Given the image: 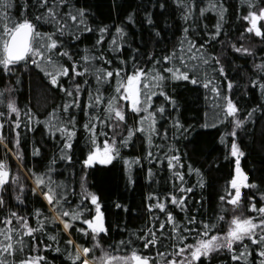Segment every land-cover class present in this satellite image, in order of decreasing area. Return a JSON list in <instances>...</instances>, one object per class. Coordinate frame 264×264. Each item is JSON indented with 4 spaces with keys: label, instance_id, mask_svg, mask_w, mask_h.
Segmentation results:
<instances>
[{
    "label": "snow or ice",
    "instance_id": "snow-or-ice-1",
    "mask_svg": "<svg viewBox=\"0 0 264 264\" xmlns=\"http://www.w3.org/2000/svg\"><path fill=\"white\" fill-rule=\"evenodd\" d=\"M172 3L184 22L182 38L177 42L178 47L157 54L133 48L123 26H116L113 31L110 25L94 23L95 13L87 0L84 4L79 0H0V70L5 74H16L17 65L23 64L25 70L35 66L49 81V87L62 94L61 104L53 107L41 120L31 108H20L15 98L18 89L14 85L0 89V108L4 109L0 110V144L5 148L4 156L0 158V264H54L42 254L48 250L60 253L68 264H264V189L255 181L250 183L249 174L241 167V158L246 153L238 136V130L256 122V113H261L260 118L264 119V59L256 63L255 49L231 42L228 47L232 51L252 57L255 69L254 73H245L247 84L237 85L226 68V64L231 65V58L222 59L221 55L208 51L216 43L224 47L225 42L218 39L228 11L224 0H205L200 7L197 0H172ZM167 4L168 0H156L150 7L167 11ZM239 6L247 8L246 15L237 17L249 22L245 33L254 34L264 42V30L259 26V22L264 21V3L261 0H239ZM208 11L214 12L217 20L211 28L202 24V29L206 30L202 38L201 33L193 29ZM135 16L133 11L126 19L135 24ZM144 19L155 37L163 39L153 13L148 9L144 11ZM164 25L170 27L167 19ZM46 27L49 30H43ZM85 34H94L95 39L91 45L81 47L78 42ZM243 36L241 33V39ZM125 48L129 50L127 58ZM149 64L151 67H147ZM16 75L18 85L21 80L19 74ZM176 82H188L209 90L216 121L230 129L221 136L220 142L229 148L225 159L235 157V176L229 182L227 197H219L218 211L207 219L204 218L207 214H202V194L198 206L186 203L192 199L189 194L194 189L203 190L208 186L202 170L190 164L185 170L182 151L175 143L163 153V159L152 150L161 147L155 144L154 138L168 140L171 131V140L177 141L190 135L198 126L186 125L177 115L171 117V130L158 127V121L168 116L167 107L179 108L176 97L170 94L175 91L170 85ZM234 85L245 96L250 89L258 90L262 100L244 110L243 117L239 115L242 112L239 101L233 96ZM156 96L162 97L163 102L154 107L153 97ZM80 112L86 118L82 124L77 121ZM22 113L26 120L20 118ZM5 124L15 133L11 140L15 151L8 148ZM40 124L52 139L59 134L61 142L59 156L53 157L44 172L29 170L35 177L31 194L41 195L47 204L45 208H34L30 213L17 212L5 207L4 193L15 185V199L24 204L25 185L20 182L19 171L13 172L10 168L7 156L11 152L21 160V132H34ZM203 126L209 125L205 123ZM80 128L86 133V147L95 149L89 150L83 159L82 164L86 167H92L96 162L111 164L120 156V148L131 146L136 137L146 140L149 163L154 161L173 170L172 190L163 198L155 192L149 196L154 202L147 205L148 225L139 233H132L135 240L129 237L109 242L110 228L105 223L103 205L100 197L87 188L86 172L78 181L79 190L53 179L57 159L72 162L73 143ZM125 131L126 135H123ZM98 135L111 136V143L105 139L103 150L98 146ZM117 136L121 137L119 144ZM33 155H40L39 147L34 148ZM140 159L135 157L125 161L130 183H135L131 171L133 164H138ZM192 172L197 176L194 185L186 179V173ZM148 173L151 178V168ZM69 175L75 176L71 168ZM242 188L256 190L247 196V208L255 215H244L242 211L245 198ZM231 189L235 190L234 193ZM75 197L79 200L74 203L72 198ZM257 199L260 200L259 206ZM225 202L231 208L226 207ZM169 204L178 206L185 213L183 221L177 220L168 208ZM114 206L127 211V205L116 203ZM154 209L163 215V220ZM228 212H231L230 219L226 218ZM49 224L62 226L61 231L69 234L63 250L58 234L47 231ZM73 230L79 239L86 238L90 244L75 243L71 238ZM45 236L52 243H44ZM138 242L143 249L151 247L155 256L141 254Z\"/></svg>",
    "mask_w": 264,
    "mask_h": 264
},
{
    "label": "trees",
    "instance_id": "trees-1",
    "mask_svg": "<svg viewBox=\"0 0 264 264\" xmlns=\"http://www.w3.org/2000/svg\"><path fill=\"white\" fill-rule=\"evenodd\" d=\"M87 2L92 6L95 13L93 18L94 23L110 25L113 31L116 26L125 27L128 32L127 38L132 42L133 48H140L142 51H155L157 54H162L170 50L173 46L178 47L177 42L182 38L181 27L184 22L181 20L180 12L172 3V0H168L167 11L159 8H151L150 5L155 3L156 0H87ZM224 2L228 11L226 13L222 35L218 38L225 42L224 47L222 48L220 44L216 43L208 51L221 55L222 59L224 57L231 58V65L226 64L229 76L237 82V85L242 86L248 83L245 73L251 74L255 72L252 66V57L235 53L228 45L231 42L237 44L243 43L244 46L255 49V62L260 63L264 59V42L261 41L260 37H255L254 34L245 33L246 27L249 26L248 21H244L242 18L237 19L238 16L247 14L246 6L243 8L240 7L239 0H224ZM79 3L84 4L85 0H79ZM204 3L205 0H197L198 7L203 6ZM261 3H264V0H261ZM145 9L153 13V19L157 27L161 30L163 39L155 37L152 29L146 23L144 19ZM133 11L136 12V23L130 24L126 17ZM166 19L170 27H165L164 22ZM216 20V14L208 11L205 13L202 21L193 30L200 32L203 38L206 35V30L202 29V24H207L211 28ZM259 26L264 30V21H260ZM43 30H49V28L46 27ZM241 33H244L243 39H241ZM94 39V34H85V37L78 43L83 47L85 44L91 45ZM128 53L129 50L125 48L126 58ZM114 63L116 62L114 61ZM147 67H151V65L149 64ZM15 73L19 74L21 80V83L18 85L16 84V74H5L0 70V89L5 88L9 84L14 85L18 89L15 92V98L22 110L31 108L43 120L51 112L53 107L61 104L62 94L54 88L49 87V81L35 66H31L28 70H25L23 64L17 65ZM173 86L175 87V91L170 94L176 97L179 108L173 109L167 107L166 111L168 116L158 121V127L169 128L171 130V117L177 115H179L181 121L186 125L192 124L198 126L195 127V130L190 135L180 137L177 141L171 140V131L168 140L158 137L154 138L155 144L161 145V147L159 149L153 147L152 150L156 156L163 159V153L168 151L172 143H175L182 151V162L185 164V170L189 164L194 168L202 170L208 186L203 190L198 188L194 189L189 194L192 199L187 200L186 203L198 206L197 202H200L202 194L204 197L202 214H207L204 215V218L207 219L208 216L218 211L221 203L219 197L221 195L227 197V190L230 189L229 182L235 176V157L229 156L228 159H225V156L229 153V148L220 142L221 136L230 129L216 121L209 90L204 89L200 85H191L188 82H176L170 85V88ZM224 86L226 87V82ZM5 95L7 96V93ZM233 96L234 99L239 101L238 107L242 108V112L239 114L241 117L245 115L244 110H248L251 106L262 102L260 94L256 89H250L248 95L245 96L234 85ZM153 101V106L155 107L156 104L163 102V98L156 96L153 97ZM124 106L127 110V103ZM0 110L4 109L0 108ZM260 117L261 113H256V122L247 124L244 130H238V136L241 138L240 146L246 153L241 158V167L249 174L250 183L255 181L264 189V119ZM15 118L13 116V119ZM20 118L22 120L27 119L23 113ZM85 119L83 112L77 114L78 124H82ZM205 123L209 126L204 127L203 125ZM213 123H216L217 126L212 127L211 125ZM21 127L23 128V125ZM105 130L111 131L110 129ZM4 134L9 141L8 148L15 151V146L11 143L15 133L9 131L7 124H5ZM123 135H126V131L123 132ZM105 139L111 143V136L105 137L98 135L97 143L101 149L104 148ZM120 139L121 137L117 136L118 144ZM60 143L59 134H57L56 139H52L43 124L36 126L34 132H21L20 149L23 152L22 159L17 160L9 152L7 160L13 172L19 171L20 182L25 185V202L24 204H20L15 199L17 191L16 186L13 185L12 188L4 193V199L6 201L5 207L12 208L17 212L29 213L34 208H45L47 204L46 200L41 195H33L30 192V189L34 186L35 177L29 170L34 169L36 173L44 172L53 157L59 156ZM35 147H39L40 155H33ZM148 148L149 146L146 140L134 137L131 146L121 147L120 156L113 159L111 164L102 165L96 162L94 166L86 167L82 164V161L86 158L89 150L94 151L95 149L86 147V133L83 128H80L77 131V136L73 143L72 162L69 164V162L57 159V163L54 165L57 172L53 175V179L56 181H64L77 190H79L78 181L80 177L83 173H87V188L100 197L103 205L102 211L105 213V223L110 228L109 242L128 239L132 237V233H139L144 229L148 225L150 215L146 210L147 205L154 202V198L150 200L149 196L155 192L163 198V196H166L172 190L173 170L162 167L154 161L149 163L146 155ZM4 153L5 148L0 144V158H3ZM135 157H140L141 159L138 164H133L131 175L135 183H130L129 169L125 161L133 160ZM70 168L75 172V176L70 177ZM149 168L153 171L151 178L148 173ZM186 179L190 185H194L197 182V176L194 172L186 173ZM177 183L179 182L177 181ZM231 191L234 193L235 190L231 189ZM242 192L245 197L244 207L242 208L244 215H255V213L249 212L247 208V196L255 193L256 190L242 188ZM37 193H39V189H37ZM72 199L75 203L79 200V197ZM116 203L127 205V211L115 208L114 205ZM259 205L260 200L257 199V206ZM226 207L231 208V205L226 204ZM168 208L173 211L177 220L183 221L185 213L178 206L169 204ZM153 211L160 215L162 220L164 219L158 210L154 209ZM226 218H231V212L226 213ZM30 222L34 223V221ZM13 223L15 224L16 222L13 221ZM221 227H223V224ZM61 228L62 226L58 227L49 224L47 231L58 234L60 247L63 250L65 247L64 242L69 238V234L61 231ZM71 238L77 244H90V241L86 238L79 239L78 234L74 230L71 233ZM132 238L135 240V237ZM44 243L52 242L45 236ZM137 246L141 250V254L155 256L151 247L149 249H143L142 244L139 242ZM42 254L48 257L50 262L54 261V264H68L66 258L62 257L60 253L48 250ZM253 255L255 256L256 254L253 253ZM224 258L228 259L227 256Z\"/></svg>",
    "mask_w": 264,
    "mask_h": 264
},
{
    "label": "rangeland",
    "instance_id": "rangeland-1",
    "mask_svg": "<svg viewBox=\"0 0 264 264\" xmlns=\"http://www.w3.org/2000/svg\"><path fill=\"white\" fill-rule=\"evenodd\" d=\"M101 150H103V149H101Z\"/></svg>",
    "mask_w": 264,
    "mask_h": 264
}]
</instances>
